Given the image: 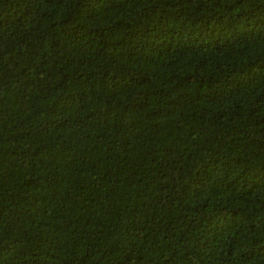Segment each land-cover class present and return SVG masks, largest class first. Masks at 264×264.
Returning <instances> with one entry per match:
<instances>
[{"label":"trees","instance_id":"1","mask_svg":"<svg viewBox=\"0 0 264 264\" xmlns=\"http://www.w3.org/2000/svg\"><path fill=\"white\" fill-rule=\"evenodd\" d=\"M0 264H264V0H0Z\"/></svg>","mask_w":264,"mask_h":264}]
</instances>
